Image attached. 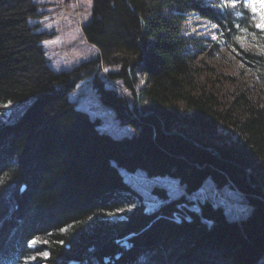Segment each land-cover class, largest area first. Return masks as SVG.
Listing matches in <instances>:
<instances>
[{"label": "trees", "instance_id": "obj_1", "mask_svg": "<svg viewBox=\"0 0 264 264\" xmlns=\"http://www.w3.org/2000/svg\"><path fill=\"white\" fill-rule=\"evenodd\" d=\"M244 1L93 0L83 32L101 55L56 71L42 44L51 35L29 22L40 4L0 0V264H20L36 239L45 264H262L264 54L245 52L251 80L209 59L247 20ZM193 13L217 38L192 27ZM117 65L108 77L124 80L133 103L100 75ZM89 77L133 135L102 131L71 99ZM122 169L177 178L189 193L212 178L253 210L233 220L210 200L182 208L184 195L148 212ZM183 211L190 218L177 219Z\"/></svg>", "mask_w": 264, "mask_h": 264}, {"label": "rangeland", "instance_id": "obj_2", "mask_svg": "<svg viewBox=\"0 0 264 264\" xmlns=\"http://www.w3.org/2000/svg\"><path fill=\"white\" fill-rule=\"evenodd\" d=\"M40 4L38 12L41 17L30 19L31 25L39 26L38 31L46 32L50 38L43 41L46 56L49 64L56 71H69L81 63L97 58L101 55L99 48L90 43L83 32V26L92 18L93 0H33ZM236 4L238 0H226ZM245 6L249 9L250 15L242 24L236 26V29L225 39L220 48L212 51L210 62L219 65L224 70L232 73L241 80H251V71L249 65L243 59L245 52H257L264 54V29L257 27L264 17V0H245ZM192 27L200 34L211 38H217L216 27L212 22L204 21L198 18L197 14L192 15ZM255 31V32H253ZM212 43L208 44V49ZM207 50L206 52H208ZM203 55V54H202ZM121 66L105 67L100 75L106 81V85L116 89L120 94L134 102V93L129 89L122 79H110L108 72L119 71ZM93 77L82 80L77 88L70 94L71 99L79 108L89 112L93 119H99V128L102 131L111 133L115 137L133 135L135 129L128 123H124L118 118L116 111L105 105L94 87ZM145 81L139 77L138 87H142ZM8 104H4L2 115L6 118L10 114ZM125 172H124V171ZM126 183L137 190L143 197V201L148 212L157 211L164 203L179 199L186 195L188 202L181 203L182 208L187 207L192 210H201L200 203L210 200L215 207H223L230 219L243 220L247 218L253 207L250 205L246 194L232 188L230 185L218 187L212 178H208L203 187L194 193H189L186 186L181 184L180 180L171 176H149L142 170L136 172L122 169ZM156 187H161L168 192L167 200L160 198L154 193ZM132 206L121 209L118 213L112 215V219H121L127 210ZM175 214L177 219H181L185 214ZM42 240L32 241L31 247L34 251L32 255L25 258L20 264H45L43 261L47 254L38 252V247ZM264 264V260L261 261Z\"/></svg>", "mask_w": 264, "mask_h": 264}, {"label": "snow or ice", "instance_id": "obj_3", "mask_svg": "<svg viewBox=\"0 0 264 264\" xmlns=\"http://www.w3.org/2000/svg\"><path fill=\"white\" fill-rule=\"evenodd\" d=\"M257 27H260L261 29H264V17H262L261 22H260V24L257 25Z\"/></svg>", "mask_w": 264, "mask_h": 264}, {"label": "water", "instance_id": "obj_4", "mask_svg": "<svg viewBox=\"0 0 264 264\" xmlns=\"http://www.w3.org/2000/svg\"><path fill=\"white\" fill-rule=\"evenodd\" d=\"M128 1V0H127ZM129 72H131V68L129 69ZM199 211H201V210H199Z\"/></svg>", "mask_w": 264, "mask_h": 264}, {"label": "crops", "instance_id": "obj_5", "mask_svg": "<svg viewBox=\"0 0 264 264\" xmlns=\"http://www.w3.org/2000/svg\"><path fill=\"white\" fill-rule=\"evenodd\" d=\"M85 110V109H84Z\"/></svg>", "mask_w": 264, "mask_h": 264}]
</instances>
